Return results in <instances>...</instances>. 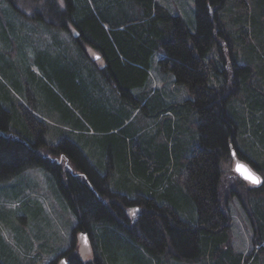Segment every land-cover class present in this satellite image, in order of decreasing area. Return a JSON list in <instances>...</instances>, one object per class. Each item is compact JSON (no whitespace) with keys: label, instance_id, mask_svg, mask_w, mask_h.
Here are the masks:
<instances>
[{"label":"trees","instance_id":"16d2710c","mask_svg":"<svg viewBox=\"0 0 264 264\" xmlns=\"http://www.w3.org/2000/svg\"><path fill=\"white\" fill-rule=\"evenodd\" d=\"M24 1L0 0V6L5 3L20 17ZM26 1L32 4L35 21L71 35L84 67L90 60L86 49L96 52L88 76L94 79V88L79 68L55 70L58 82L83 110L84 119L72 113L73 130L85 137L90 124L108 134L103 149L113 152L125 173L139 179L136 190L148 195L129 199L112 193L108 176L89 163L73 131L72 141L65 139L72 147L70 154L49 144L45 120L33 111L27 118L40 127L29 128L19 113L26 107L13 94L25 99L26 95L10 76L0 80V182L31 167L53 172L78 217L74 239L82 233L92 240L96 226L109 224L125 230L159 260L197 264L219 260V264H260L262 260L264 264V178L262 184L252 182L255 186L246 188L250 180L224 170V164L235 157L264 176V0H195V30L158 0ZM12 22L3 23L0 16L7 47ZM156 55H161L157 72L169 75L177 88L187 89L189 97L184 101L172 96L167 102L160 90H149ZM105 93L120 102L121 114L95 98ZM184 107L193 118L188 122L192 130L186 151L178 142L181 126L172 120ZM161 120L166 134L157 128L146 145L139 146L145 130H154ZM66 121L71 123L70 118ZM157 138L167 142L158 145ZM232 197L240 202L253 229L254 252L234 249ZM190 203L197 213L193 220L185 216ZM64 262L61 258L48 264ZM68 264L103 263L99 256L83 262L72 253Z\"/></svg>","mask_w":264,"mask_h":264},{"label":"rangeland","instance_id":"374dc122","mask_svg":"<svg viewBox=\"0 0 264 264\" xmlns=\"http://www.w3.org/2000/svg\"><path fill=\"white\" fill-rule=\"evenodd\" d=\"M58 1L62 4V0ZM158 1L173 14L180 15L192 30L196 29L195 0ZM20 5V17H17L5 3L0 6L3 23L7 20L14 21L9 29L11 41L9 40L8 47L4 42V36H6L4 26L3 28L0 26V80L5 81V77L8 76L16 78L24 90L26 99L23 95L15 92L13 94L26 107L19 108V113L25 117L31 129L40 127L37 121L27 118L31 111L45 120L46 140L51 146H60L61 151L70 154H72V147L65 144V139L68 136L72 141L73 131L76 134L74 138L82 146L89 163L95 166L101 175L108 176L106 184L112 193L128 196L129 199H137L138 195L147 197L146 192L140 193L136 190V186L140 185L139 179L134 174L125 173L124 168L115 162L113 152H106L103 149V143L107 140L108 134L95 130L90 124V131L85 137H80L79 132L73 130L72 113L84 119L83 110L78 103L72 102L68 92L58 82L55 70L64 68L72 71L79 68L84 73L87 84L94 88V79L88 76L92 72L89 65L91 60L98 57L96 52L90 48L86 49L90 60L87 68L84 67L85 60L82 59L81 50L72 47V37L68 32L55 27L50 28L45 21H35L30 1L25 0ZM6 30L8 31L7 28ZM160 57L161 55H156L153 59L151 69V75H153L149 90H160L167 95L165 98L167 102L172 101L170 98L172 96L175 101H184L189 97L187 89L184 86L177 88L169 75L164 76L157 72ZM96 62L99 66L103 65L101 59H97ZM95 98L108 110H115L118 114L124 111L120 102L114 100L110 93L99 94ZM145 111L146 109L143 112ZM178 112V118L173 116L172 120L175 125L181 126L179 130L182 135L178 142L185 147L184 151H186L190 137L189 130H192L188 122L193 118L191 119L192 115L188 114V108H181ZM68 118L71 123L66 121ZM163 122L159 121L154 130L146 129L148 133L137 144L146 145L148 139H151L148 135L154 134L157 128L158 132H165L167 127ZM36 133L39 134L41 131L38 130ZM113 133L117 132L113 131ZM164 140L166 141V139L157 138L158 145ZM174 143L170 146L172 147ZM239 164L246 165L260 179V183H263L264 176L257 174L248 163L235 157L224 164V170L234 174ZM233 178V175L230 176L228 182H231ZM245 186L248 188L255 185L246 181ZM186 200L189 199L186 197ZM191 206L192 203L186 210V218L187 216L191 218H187L188 220L197 218V213L191 209ZM229 208L232 215V242L235 251L244 254L254 252L253 229L237 198L229 199ZM188 210L192 212L187 213ZM129 215L133 216L132 213ZM77 225L78 217L61 191L56 175L46 168L31 167L16 178L0 182V264H48L54 259L61 258H64V264H68L72 253H75L83 262H91L99 256L103 264H197L180 261L172 263L169 258H164V261L159 260L134 242L125 230L115 225L96 226L93 229L92 240L82 233H76L74 239V229ZM219 263L220 260L215 262V264Z\"/></svg>","mask_w":264,"mask_h":264},{"label":"snow or ice","instance_id":"6c2138e0","mask_svg":"<svg viewBox=\"0 0 264 264\" xmlns=\"http://www.w3.org/2000/svg\"><path fill=\"white\" fill-rule=\"evenodd\" d=\"M241 168H243V166H239L238 170H240ZM242 174L245 175L246 179H249L251 182L253 183H259V178L254 176L250 171H248L247 169H244V171L242 172Z\"/></svg>","mask_w":264,"mask_h":264},{"label":"water","instance_id":"95a60500","mask_svg":"<svg viewBox=\"0 0 264 264\" xmlns=\"http://www.w3.org/2000/svg\"><path fill=\"white\" fill-rule=\"evenodd\" d=\"M239 166H243V168H241L240 170H238ZM244 169H247L248 171H250L252 173V171L244 164H239L237 167H236V173L243 179H246L245 178V175L242 174V172L244 171ZM253 174V173H252ZM246 180H249V179H246Z\"/></svg>","mask_w":264,"mask_h":264},{"label":"crops","instance_id":"0c3cea01","mask_svg":"<svg viewBox=\"0 0 264 264\" xmlns=\"http://www.w3.org/2000/svg\"><path fill=\"white\" fill-rule=\"evenodd\" d=\"M251 262H252V261H251ZM251 262H250V263H251ZM260 264H263L262 260H260Z\"/></svg>","mask_w":264,"mask_h":264}]
</instances>
